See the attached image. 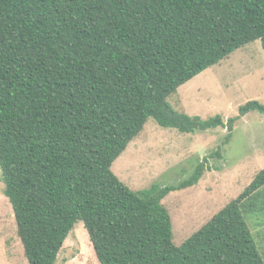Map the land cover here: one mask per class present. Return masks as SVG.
<instances>
[{"label":"trees","instance_id":"obj_1","mask_svg":"<svg viewBox=\"0 0 264 264\" xmlns=\"http://www.w3.org/2000/svg\"><path fill=\"white\" fill-rule=\"evenodd\" d=\"M264 47V0H0V174L30 264H56L83 221L101 264H264V168L182 244L162 199L114 161L151 117L195 132L225 122L176 109L180 86L238 48ZM261 219V221H259Z\"/></svg>","mask_w":264,"mask_h":264},{"label":"rangeland","instance_id":"obj_2","mask_svg":"<svg viewBox=\"0 0 264 264\" xmlns=\"http://www.w3.org/2000/svg\"><path fill=\"white\" fill-rule=\"evenodd\" d=\"M173 106L204 119L225 122L250 100L264 104V47L250 42L205 69L169 98ZM207 166L196 184L171 190L162 203L173 222L174 241L182 244L219 210L237 198L264 168V112L250 111L225 126L182 132L147 120L144 129L114 161L113 172L132 190L178 185L200 163ZM1 177V174H0ZM261 221V219L259 220ZM249 224L264 257V224ZM0 264H30L10 200L0 178ZM56 264H101L83 221L68 235Z\"/></svg>","mask_w":264,"mask_h":264}]
</instances>
